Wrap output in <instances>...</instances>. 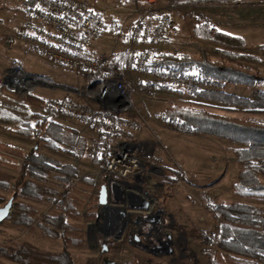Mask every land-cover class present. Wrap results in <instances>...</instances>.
<instances>
[{
  "label": "rangeland",
  "instance_id": "obj_1",
  "mask_svg": "<svg viewBox=\"0 0 264 264\" xmlns=\"http://www.w3.org/2000/svg\"><path fill=\"white\" fill-rule=\"evenodd\" d=\"M131 1L122 0L124 9L117 8L116 0L97 1L98 9L106 10V28L92 54L108 58L112 67H117L118 74L123 75L124 91L130 103L115 111L104 108L97 100L98 78L60 65L19 40L31 20L33 6L27 5V0H0V84L10 92L1 93L0 104L20 112L28 108L34 114L53 115L55 122L77 131L88 142L87 154L80 158L69 148L53 151L36 138L19 136L14 125L0 126V206L14 194L13 187L24 162V157L7 148L20 151L23 156L36 150L77 171L70 185L63 180L66 176L57 165L41 174V178H31L45 192L27 197L20 191L14 205L30 208L32 223L30 226L7 220L1 223L0 249L31 246L41 253L61 254L65 244L51 232L53 228L44 218L53 215L56 201L67 188L79 202V217L69 218L67 222L80 226L84 232L80 244L66 247L75 264H104L105 256L117 264H210L216 252L225 253L217 240L206 241L225 222L216 216L214 206L243 204L264 211V201L243 198L234 191L240 171L235 151L244 146L188 133L163 119L168 108L193 107L226 117L264 121V108H242L205 100L197 97L193 89L217 90L253 99L257 93H264V83L254 87L229 84L215 87L193 84L191 80H168L170 88L164 91L151 86L160 79L144 69L139 75H125L127 65L120 67L113 59L121 54L127 58L135 21ZM177 1L180 9L173 13L172 28L155 48L152 62L162 54L197 57L204 51L213 61L234 63L264 75V0H229L227 4ZM166 2L159 0L157 4ZM28 95L42 99L46 106L29 107L23 101ZM65 103L79 109L64 117L50 114V107ZM89 110L99 118L109 113L122 122L115 129L118 133L112 134L109 146L125 142L134 145L141 154L137 175L125 180L121 189L113 186L114 182L94 160L103 154L100 138L107 132L90 124ZM259 178L264 182L263 173ZM103 185L108 187L106 205L95 202ZM110 207L115 208L112 217L121 225L118 230L106 233L99 224H105L111 216L107 211ZM122 209L124 212L120 214ZM93 213L95 219L90 218ZM169 239L171 245L161 249L160 243ZM103 245L107 248L104 252ZM0 264L17 262L0 253Z\"/></svg>",
  "mask_w": 264,
  "mask_h": 264
},
{
  "label": "trees",
  "instance_id": "obj_2",
  "mask_svg": "<svg viewBox=\"0 0 264 264\" xmlns=\"http://www.w3.org/2000/svg\"><path fill=\"white\" fill-rule=\"evenodd\" d=\"M229 2V0L204 1L207 4H227ZM26 3L32 7L35 0H27ZM113 63L124 68L128 60L125 54H121L113 59ZM144 72L158 77L160 81L151 83V86L164 91L169 90L170 80L173 82L191 80L193 84L215 87H223L226 84L254 87L256 84L264 83L263 74H255L250 69L234 63L213 61L204 51L197 57L162 54L147 65ZM193 89L197 97L205 100H215L242 108H264V93H257L253 99H250L217 90H199L196 87ZM3 92L10 93L0 84V95ZM23 101L29 107L42 109L46 106L42 99L33 95L26 96ZM52 116L34 114L28 108L20 112L15 108L0 104V126L14 125L15 133L19 136L27 139L36 138L43 146L53 151H63L65 147L69 148L77 156L83 158L87 154V140L77 131L55 122ZM101 117L109 122L111 131L100 138L99 148L103 154L95 157L94 160L105 171L104 152L110 144L113 132L122 122L109 113H104ZM163 119L169 125L185 132L217 137L244 146L235 151L240 171L234 191L240 197L264 201V182L259 178L260 174H264V121L226 117L193 107L168 108L163 114ZM7 151L24 157L19 177L13 187L15 196L20 191L27 197H37L42 191L45 192L44 187L42 188L31 178H41V174H45L53 165L59 167L60 172L66 176L63 180L69 185L77 176V171L73 166L61 165L47 156L38 154L36 150L24 156L20 151L8 148ZM95 202H99V198H96ZM78 203L71 189L67 188L61 198L56 201V210L53 215L44 218V222L52 226L51 232L60 237L65 244L61 254L41 253L31 246H23L19 250L0 249V253L8 256L17 264H75L66 247L80 244L84 232L80 226L71 225L67 221L69 218L79 217ZM13 210L7 221L26 226L31 225L32 219L29 213L33 211L30 208L24 205H14ZM213 210L216 216L221 217L225 222L217 229L215 235L206 241L212 243L213 240H217L225 253L216 252L210 264H264V211L243 204L218 205L214 206ZM90 218L95 219L96 214H91ZM44 230L50 231L46 228Z\"/></svg>",
  "mask_w": 264,
  "mask_h": 264
},
{
  "label": "built area",
  "instance_id": "obj_3",
  "mask_svg": "<svg viewBox=\"0 0 264 264\" xmlns=\"http://www.w3.org/2000/svg\"><path fill=\"white\" fill-rule=\"evenodd\" d=\"M97 1L35 0L31 20L19 40L60 65L80 69L98 78L97 100L104 108L119 111L130 104L124 91L123 75L118 74L117 67L113 68L108 58L92 54L94 42L106 28V10L98 9ZM116 1L118 9L126 7L122 0ZM158 1L130 2L135 21L128 43L125 75L142 74L144 67L155 58V48L172 28V15L180 9L178 1L167 0L162 5H158ZM78 109L65 103L50 107V114L59 113L64 117ZM88 117L94 127L107 133L111 131L109 122L96 116L92 110H89ZM105 160V173L114 182L113 186L121 189L125 180L137 175L141 154L134 145L124 142L109 146Z\"/></svg>",
  "mask_w": 264,
  "mask_h": 264
},
{
  "label": "water",
  "instance_id": "obj_4",
  "mask_svg": "<svg viewBox=\"0 0 264 264\" xmlns=\"http://www.w3.org/2000/svg\"><path fill=\"white\" fill-rule=\"evenodd\" d=\"M107 195H108V187L106 185H103L101 188V194L99 197V203L100 205H106L108 200H107ZM15 195H12V197L7 201V203L4 206H0V224L5 222L9 217L10 214L13 212V207H14V202H15ZM124 212V210L122 209L120 211V214ZM160 213H158L157 215L153 216V218H157V216ZM119 214L117 213V216ZM152 218V219H153ZM151 219V217L149 218ZM103 252L106 251V246L103 245ZM104 264H116V262L110 260L107 256L104 257Z\"/></svg>",
  "mask_w": 264,
  "mask_h": 264
},
{
  "label": "bare ground",
  "instance_id": "obj_5",
  "mask_svg": "<svg viewBox=\"0 0 264 264\" xmlns=\"http://www.w3.org/2000/svg\"><path fill=\"white\" fill-rule=\"evenodd\" d=\"M129 198H131L132 200L133 199H136L137 200V198L136 197H133L132 195H129ZM140 204V203H139ZM114 209V210H113ZM117 209V208H116ZM119 209V208H118ZM106 211V210H105ZM105 211H104V213L102 214V216L104 217V219H105V216H106V213H105ZM107 211H108V214H111V216H109L108 218H107V222L105 223V224H99V227H101L102 229H103V231L104 232H106V233H108V232H112V231H115V230H118L119 229V227H120V225L121 224H117L116 223V220H115V218L114 217H112V215H113V212H116L115 211V208H112V207H110V208H107ZM116 214V213H115ZM127 216V215H126ZM97 226V225H96ZM95 226V227H96ZM121 229V228H120ZM156 229V228H155ZM158 230V229H157ZM158 232V231H157ZM169 243V241L168 242H164L162 245H164V244H168Z\"/></svg>",
  "mask_w": 264,
  "mask_h": 264
},
{
  "label": "crops",
  "instance_id": "obj_6",
  "mask_svg": "<svg viewBox=\"0 0 264 264\" xmlns=\"http://www.w3.org/2000/svg\"><path fill=\"white\" fill-rule=\"evenodd\" d=\"M100 43L98 42V40H96L93 44L92 50L95 51V47L96 45H99ZM96 52V51H95Z\"/></svg>",
  "mask_w": 264,
  "mask_h": 264
},
{
  "label": "flooded vegetation",
  "instance_id": "obj_7",
  "mask_svg": "<svg viewBox=\"0 0 264 264\" xmlns=\"http://www.w3.org/2000/svg\"><path fill=\"white\" fill-rule=\"evenodd\" d=\"M169 241H170V239H169ZM171 241H170V243L169 244H164V245H162L161 243H160V248L162 249V248H164V247H167V246H169V245H171ZM115 262V261H114ZM117 264V263H116Z\"/></svg>",
  "mask_w": 264,
  "mask_h": 264
}]
</instances>
